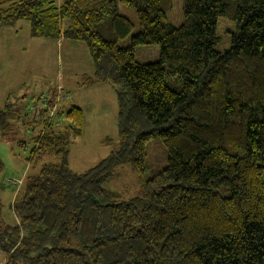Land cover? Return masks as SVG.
I'll use <instances>...</instances> for the list:
<instances>
[{"label": "trees", "instance_id": "trees-1", "mask_svg": "<svg viewBox=\"0 0 264 264\" xmlns=\"http://www.w3.org/2000/svg\"><path fill=\"white\" fill-rule=\"evenodd\" d=\"M120 3L139 22L127 47L120 41L135 25ZM173 6L0 2V29L25 20L34 38L83 42L94 64L87 83L112 84L118 101V140L106 139L109 155L82 173L70 169L68 136H82L83 109L63 104L59 124L36 120L40 132L27 164L57 160L17 189L10 205L16 224L4 218L0 188L4 264H264V0H183L179 26L167 21ZM220 16L237 26L224 52L215 48ZM150 44L160 47L159 60L137 61L136 48ZM166 75L181 78L183 87H169ZM24 116L8 97L0 138L10 120ZM154 138L168 149L167 163L146 178ZM125 164L143 189L129 200L106 187Z\"/></svg>", "mask_w": 264, "mask_h": 264}, {"label": "rangeland", "instance_id": "rangeland-1", "mask_svg": "<svg viewBox=\"0 0 264 264\" xmlns=\"http://www.w3.org/2000/svg\"><path fill=\"white\" fill-rule=\"evenodd\" d=\"M12 1L18 0H0L1 3ZM50 1L57 6L64 2ZM119 9L120 13L135 25L133 32L120 41L121 46L127 47L130 45L132 35L139 31L138 17L133 8L124 4L120 3ZM183 15V0H174L173 9L167 14L168 23L179 26L183 22ZM18 28L19 33L16 36L14 33ZM236 28L234 20L224 16L218 18L216 29L218 43L215 46L217 51L224 52L230 47L231 32ZM41 42H43L41 39L30 36V23L25 20L0 30V107H3L10 97L16 113L25 115L20 120L19 118L10 120L6 136L0 138V158L4 163L0 173V188L3 187L1 198L4 202L5 220L10 224L17 223L10 210L16 189L22 186L29 175L37 173L44 163L57 160L54 156H46L34 166L26 162L29 150L33 147L32 137L40 132L36 120H45L49 117L45 108L38 106L42 103H33V100L43 101L56 97L57 86L62 84L71 93L69 96L72 97V101L67 103L60 97L62 99L60 107L65 102L68 107L71 104L78 106L79 103L83 106L87 115L84 134L78 136L74 132H69L68 136V161L70 169L76 173L88 170L109 155L113 148L106 143V139L118 140L116 93L110 83L93 85L87 83V79L93 76L94 64L85 44L66 40L58 48L56 42L48 41L50 45ZM68 44L76 45L68 47ZM78 44L85 51L78 50ZM159 56L158 45H142L136 48V59L141 63L156 62ZM165 80L174 90L178 91L183 87V80L178 76L166 75ZM79 84L83 87L78 88ZM62 94L65 97L64 93ZM32 105L33 110L30 112L29 106ZM167 157L168 149L160 138L151 140L147 144L146 178H152L162 170L167 163ZM106 187L120 193L124 200L140 196L143 190L138 183L137 175L128 164L114 170ZM25 231L27 233V228ZM5 259V253L0 250V264H4Z\"/></svg>", "mask_w": 264, "mask_h": 264}, {"label": "built area", "instance_id": "built-area-1", "mask_svg": "<svg viewBox=\"0 0 264 264\" xmlns=\"http://www.w3.org/2000/svg\"><path fill=\"white\" fill-rule=\"evenodd\" d=\"M62 93H64L62 88L58 87L56 97H54L53 99L52 98L51 99H45L43 101H41V99L39 100V102L42 103L41 106L45 105L48 108V110H47V108L45 107L46 111L48 113V116H49L47 119L48 120L55 119L56 124H59L62 120L65 119V117H64L65 113H61V114H64L63 116H57V113L59 112L58 110L61 108L60 105H61L62 99L60 97H63L66 102L69 101V96L64 94L65 95V97H64ZM35 101H38V99L33 100V102H35ZM50 101H52V106H49ZM40 103H38V104H40ZM31 110H33V105L29 106V111L32 112Z\"/></svg>", "mask_w": 264, "mask_h": 264}, {"label": "crops", "instance_id": "crops-1", "mask_svg": "<svg viewBox=\"0 0 264 264\" xmlns=\"http://www.w3.org/2000/svg\"><path fill=\"white\" fill-rule=\"evenodd\" d=\"M2 29V28H1ZM0 29V30H1ZM18 33H19V28H18V30H16V32L14 33L16 36L18 35ZM15 36V37H16ZM30 36H31V33H30ZM32 37V36H31ZM32 38H34V37H32ZM40 39V38H39ZM41 41H43V42H41V43H45L46 45H50L49 44V42L48 41H53V42H56L57 44H56V46L59 48L60 47V45H62V43H63V41H66V40H63V39H61V40H50V39H41ZM78 43H80V42H78ZM75 45L76 44H68V47H75ZM80 44H78V50H83L81 47L82 46H79ZM85 49V48H84ZM88 50V49H87ZM83 51H85V50H83ZM88 52H89V50H88ZM90 54V53H89ZM90 57H91V55H90ZM93 74H94V72H93ZM89 84V83H88ZM91 85H93V84H101V83H97V82H94V83H90ZM58 87H61L62 88V90H63V92H64V94L65 95H70L71 93L69 92V91H67L64 87H63V85L62 84H59L58 86H57V89H56V91L58 90ZM81 87H83L82 86V84H79V86H78V88H81ZM112 89H114V88H112ZM115 91V90H114ZM70 97V96H69ZM71 101H72V97H70L69 98V102L71 103ZM69 102H67V103H69ZM66 102L64 103V104H67ZM78 107H80V108H82L83 109V111H84V128H83V134H84V129H85V126H86V122H87V115H86V113H85V110H84V108H83V106L79 103L78 104ZM82 134V135H83ZM13 186V185H12ZM1 192L3 191V187H1ZM14 189H16V188H14ZM17 190V189H16ZM16 195V194H15ZM15 197V196H14ZM14 199V198H13ZM12 202H13V200H12ZM12 202H11V204H12ZM11 210V209H10ZM3 215H4V210H3ZM5 218V217H4Z\"/></svg>", "mask_w": 264, "mask_h": 264}]
</instances>
